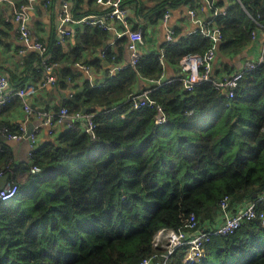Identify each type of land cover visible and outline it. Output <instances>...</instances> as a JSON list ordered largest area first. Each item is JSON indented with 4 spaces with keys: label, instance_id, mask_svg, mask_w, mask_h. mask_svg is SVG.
I'll list each match as a JSON object with an SVG mask.
<instances>
[{
    "label": "trees",
    "instance_id": "1",
    "mask_svg": "<svg viewBox=\"0 0 264 264\" xmlns=\"http://www.w3.org/2000/svg\"><path fill=\"white\" fill-rule=\"evenodd\" d=\"M206 1L213 11L214 0ZM239 1L215 19L222 56L248 43L253 24L242 8L259 13L264 25V0ZM133 2L135 16L154 12L161 18L167 0L153 10ZM168 2L175 7L186 0ZM119 6L127 13L122 0ZM72 8L74 18L95 14L124 30L120 20L109 17L112 7L98 6L80 16L74 3ZM129 20L125 17L129 28L137 30ZM83 25L77 35L80 46H62L53 37L43 43V55L25 53L43 73L48 56L60 89L76 79V64L105 69L106 82L96 87L85 82L64 103L69 114L83 109L95 114L92 136L82 128H67L36 147L28 162L19 163L0 144V173L8 172L7 183L17 186L12 199L0 201V264H137L159 253L152 244L158 230L176 231L190 214L210 230L219 220L222 198L228 197L235 211L264 191V62L243 73L230 99L208 83L186 92L177 75L169 83L157 82L165 80L164 61L177 65L179 72L183 56L202 55L209 48L200 33L175 41L178 34L172 31L162 58L151 52L140 55L134 66H121L113 63L116 51L110 46L89 61L82 58V50L101 46L109 35L107 28ZM126 40L122 34L115 42ZM110 65L119 69L110 73ZM138 78L153 82L151 107H133L131 96L142 93L132 90ZM156 106L166 119L160 125L155 123ZM59 109L52 111L53 120ZM3 127L13 131L0 122ZM32 165L38 173L30 172ZM256 207L264 211V203L256 202ZM263 236L264 220L244 221L231 235H211L203 259L195 264H264ZM183 255L184 249L177 251L172 264H183Z\"/></svg>",
    "mask_w": 264,
    "mask_h": 264
},
{
    "label": "crops",
    "instance_id": "2",
    "mask_svg": "<svg viewBox=\"0 0 264 264\" xmlns=\"http://www.w3.org/2000/svg\"><path fill=\"white\" fill-rule=\"evenodd\" d=\"M10 0L0 1V74L5 75L8 80L14 85L12 87L21 88L26 86L36 87L35 91L27 95V102L31 108L30 113H26L21 99L15 97L13 101L6 107L0 109V122L10 126L13 131H18L19 126H25V129L31 128V131H36V146L43 145L47 141H53L55 138L67 128V122L65 119L61 122H55L53 124L52 133H49V128L46 126L42 119V113L51 112L56 108L64 106L65 101L70 97L75 90H81L83 83L90 82L93 87L103 85L106 82L105 69L95 70L93 68L86 67V69L79 66H73L76 72V79L73 82L68 83V88L60 89L56 84H46L43 87H39L42 82L40 81L41 75L43 76V68L40 71L39 66L29 59V53H20L22 43L19 40L17 24L15 23L12 15V6L8 3ZM15 3L23 2L27 0H12ZM63 0H37L32 4V8L29 11V18L27 27L32 38H36L44 44H48L51 38H59L61 35L59 32L60 21L59 15L61 12V3ZM69 2L70 12H73L77 16L86 11L95 10L98 6H104L96 3V0H67ZM131 1L122 0L124 6L127 9L125 17L128 19L131 26H137V30L142 34V43L139 45L140 55H146L151 52H159L160 58L163 57L164 49L163 45L166 43V32L172 30L177 32L175 41H179L181 38H187L191 34L197 32L201 34L203 38H207L209 41V48L214 47L215 56L212 63V74L215 77L227 76L242 66V63L248 59L256 58L260 53L261 43L264 41V25L259 22V13H250L242 8L246 14L247 19L252 22L253 28L250 30V37L248 43L240 49L237 53H231L226 56H222L218 52V45L222 40L221 33L219 31L218 24L215 23L217 17H222L226 14L230 6L235 3L240 5L239 0H214L216 6L213 11L209 7L206 0H186V3L172 6L168 0L165 3V7L162 10L164 15L168 13V18L163 22V16L159 18L154 12L149 16H135V3ZM166 0H138L142 6L147 7L150 10L161 4ZM234 2V3H233ZM264 6V2L262 3ZM105 7V6H104ZM242 7V5H241ZM193 9L195 17L191 18L188 10ZM211 9V10H210ZM228 13V12H227ZM227 15V14H226ZM225 15V16H226ZM218 25V26H217ZM109 35L104 38L101 46L89 47L81 51L82 58L86 61L100 56L101 49L105 46H110L116 51V60L113 63H120L124 65L129 62V52L127 50V40L125 42H117L119 27L114 20L108 21ZM135 26V27H136ZM69 35L63 38L62 46L81 45V41L78 34H81L85 27L80 23H70L67 26ZM210 32L219 35V40L214 41L211 36H205L204 32ZM108 34V33H107ZM119 37V36H118ZM76 39V41H75ZM70 48V49H71ZM121 49V52L118 50ZM112 62V61H111ZM61 63V62H60ZM33 65V66H32ZM119 65H110V73L114 72V68ZM113 66V67H112ZM163 75L162 79H170L178 75L177 65L163 62ZM106 68V67H105ZM44 80V78H43ZM153 82L149 79L138 78L133 84V91L141 93L144 90H149ZM105 85V84H104ZM103 85V86H104ZM33 106V108H32ZM48 108L44 112H40L37 108ZM4 139V140H3ZM0 144L9 148L11 153V160L13 162H28L30 144L28 140L10 141L2 137ZM0 173V178L6 175V179L0 182V188L7 183L8 172L4 173L3 170ZM200 226V225H199Z\"/></svg>",
    "mask_w": 264,
    "mask_h": 264
},
{
    "label": "built area",
    "instance_id": "3",
    "mask_svg": "<svg viewBox=\"0 0 264 264\" xmlns=\"http://www.w3.org/2000/svg\"><path fill=\"white\" fill-rule=\"evenodd\" d=\"M5 1V0H0ZM37 0H27L25 3H15L10 0L8 3L12 6V15L15 23L17 24V31L19 40L22 43L20 53L27 51H35L39 54H44L45 46L41 41L36 38H32L27 27L29 18V11L32 8V4ZM48 2V0H43ZM97 4L104 5L105 7H112L109 17L118 19L122 23L124 30L117 31L118 36L122 34L127 38V50L129 52V62L132 66L136 65L140 57L139 45L142 43V34L140 31H134L129 28L128 23L125 21V10L121 9L119 4L120 0H96ZM188 13L191 18L195 17L194 10L189 9ZM168 18V13L163 15V22ZM113 20V19H111ZM59 32L58 43L63 42V38L69 35L67 25L70 23L87 24L91 26H97L100 28L109 29L108 22L103 16L95 14H89L80 18H74L70 12L69 2L63 0L61 3V12L59 15ZM204 32L205 36H211L214 41L219 40V35ZM172 30H167V41L173 40ZM116 36V38H119ZM65 39V38H64ZM215 56L214 47L208 48L202 55L191 54L185 55L179 62V73L175 80L182 82L183 88L186 92H190L195 87L208 83L210 84L222 97L230 99L233 97V90L237 86L238 81L242 78L245 71L255 70L264 62V41L260 46V53L254 59L245 60L239 70L222 77H215L212 74V63ZM48 56L45 57V67L43 78L44 80L39 85L43 87L46 84L54 85L56 82V73L54 71V65L46 63ZM80 68L86 69L85 66L78 65ZM121 66H125L121 65ZM119 66L114 68L118 70ZM171 78L163 80V82H157L159 85L171 82ZM36 87L26 86L21 88L12 87L9 84V80L5 75L0 74V109L9 105L15 97H19L23 104V108L26 113L31 112V108L26 98L27 95L34 92ZM149 90L143 91L140 95L131 96L132 104L134 108L151 107L153 101L148 97ZM157 108V116L155 119L156 125H160L166 122V119L159 108ZM51 112L42 113V119L46 126L49 128V133H52L53 124L55 122H61L65 119L68 129L78 130L82 128L89 135H93L95 124L92 119L94 113L75 112L68 113L65 106L60 107L55 114L56 119L53 120ZM66 128V129H67ZM36 131H30L26 133L25 126H19L18 131H11L9 127L0 128V136L10 141L28 140L30 144L29 156L31 152L35 150L36 146ZM30 172L36 174L39 172V167L32 165ZM17 192V186L4 184L0 188V201H8L12 199ZM256 202L264 203V191L258 196L257 201H246L238 205L235 211H232L229 206L228 197L222 198L218 205L220 213L218 215V221L215 226L211 225L210 230L202 229L199 226L193 214H190L185 220V224L176 231L174 230H158L153 238V246L159 251L149 257H145L137 264H172L173 256L180 249H184L183 264H195L199 260L203 259L205 254V244L210 240L211 235H231L236 231L244 221H250L254 219L264 220V211L259 210L256 207Z\"/></svg>",
    "mask_w": 264,
    "mask_h": 264
},
{
    "label": "water",
    "instance_id": "4",
    "mask_svg": "<svg viewBox=\"0 0 264 264\" xmlns=\"http://www.w3.org/2000/svg\"><path fill=\"white\" fill-rule=\"evenodd\" d=\"M114 36L116 37V34H115ZM32 108H33V106H32ZM34 108H35V107H34ZM34 108H33V109H34ZM46 109H48V108H47V107H46V108H37V110L40 111V112H44ZM82 112H85V109H83ZM30 131H31V128H30V129L28 128V129L26 130V133L28 134ZM3 138H4V137H3ZM6 177H7L6 175L2 176V178H0V182H1L2 180L4 181V180L6 179Z\"/></svg>",
    "mask_w": 264,
    "mask_h": 264
},
{
    "label": "rangeland",
    "instance_id": "5",
    "mask_svg": "<svg viewBox=\"0 0 264 264\" xmlns=\"http://www.w3.org/2000/svg\"><path fill=\"white\" fill-rule=\"evenodd\" d=\"M259 245L261 247H264V236H263V238L261 240H259Z\"/></svg>",
    "mask_w": 264,
    "mask_h": 264
}]
</instances>
